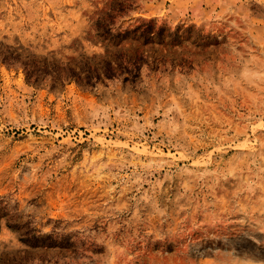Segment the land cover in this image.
<instances>
[{
    "label": "rangeland",
    "instance_id": "rangeland-1",
    "mask_svg": "<svg viewBox=\"0 0 264 264\" xmlns=\"http://www.w3.org/2000/svg\"><path fill=\"white\" fill-rule=\"evenodd\" d=\"M0 264H264V0H0Z\"/></svg>",
    "mask_w": 264,
    "mask_h": 264
}]
</instances>
